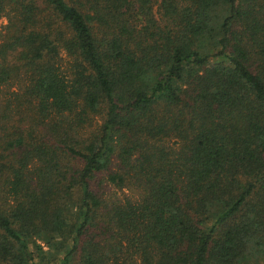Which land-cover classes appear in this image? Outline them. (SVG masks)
<instances>
[{"label":"trees","instance_id":"trees-1","mask_svg":"<svg viewBox=\"0 0 264 264\" xmlns=\"http://www.w3.org/2000/svg\"><path fill=\"white\" fill-rule=\"evenodd\" d=\"M1 17L0 264H264V0Z\"/></svg>","mask_w":264,"mask_h":264},{"label":"rangeland","instance_id":"rangeland-1","mask_svg":"<svg viewBox=\"0 0 264 264\" xmlns=\"http://www.w3.org/2000/svg\"><path fill=\"white\" fill-rule=\"evenodd\" d=\"M6 23V21H5V18L4 17H1L0 18V31H2V27H3V25ZM4 88V89H3ZM1 89H2V94L3 95H1L0 97H4V96H6L7 94L5 93V89H6V87H5V85H3L2 87H1ZM99 117H95L94 119H93V125H92V127L93 126H97V124L99 123ZM88 129H89V127H85V129L83 130V134L84 135H87L86 134V132L88 131ZM114 192V191H113ZM116 194L118 195V196H121L122 194H120L119 192H116Z\"/></svg>","mask_w":264,"mask_h":264}]
</instances>
